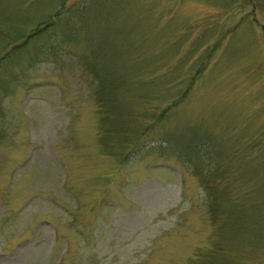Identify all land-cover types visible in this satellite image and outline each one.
Here are the masks:
<instances>
[{"label":"rangeland","instance_id":"rangeland-1","mask_svg":"<svg viewBox=\"0 0 264 264\" xmlns=\"http://www.w3.org/2000/svg\"><path fill=\"white\" fill-rule=\"evenodd\" d=\"M0 264H264V0H0Z\"/></svg>","mask_w":264,"mask_h":264},{"label":"trees","instance_id":"trees-1","mask_svg":"<svg viewBox=\"0 0 264 264\" xmlns=\"http://www.w3.org/2000/svg\"><path fill=\"white\" fill-rule=\"evenodd\" d=\"M43 24H45V25H47L46 23H43ZM44 25V26H45ZM44 29V27L43 26H38L33 32H31V34L29 35V36H32V35H36V34H38L39 32H41L42 30ZM100 88V87H99ZM99 92H100V95H99V97H101V90H99ZM102 98V97H101ZM103 99V98H102ZM104 103V108L103 107H101V109H103V110H105V104H106V101L104 100L103 101ZM107 111V110H106ZM163 111H165V109L163 110ZM106 114H107V116L109 115L108 114V111L106 112ZM107 116H106V118H107ZM101 135H103V134H105V128H104V130H103V132L101 131ZM105 137V136H104ZM102 139H105V138H102ZM204 181H206V180H204ZM209 188V187H208ZM212 202L213 201H211V203L209 204V212L212 214V215H215V204L214 205H212ZM215 220H216V216H214V218H213V221H212V223H215ZM218 220H219V217H218Z\"/></svg>","mask_w":264,"mask_h":264}]
</instances>
